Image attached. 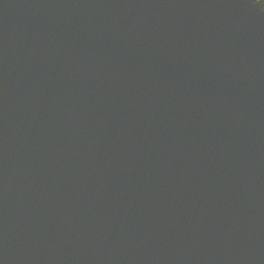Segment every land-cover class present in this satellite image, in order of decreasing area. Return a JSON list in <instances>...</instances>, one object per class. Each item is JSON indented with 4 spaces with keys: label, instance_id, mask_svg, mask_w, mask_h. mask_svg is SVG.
I'll use <instances>...</instances> for the list:
<instances>
[{
    "label": "water",
    "instance_id": "95a60500",
    "mask_svg": "<svg viewBox=\"0 0 264 264\" xmlns=\"http://www.w3.org/2000/svg\"><path fill=\"white\" fill-rule=\"evenodd\" d=\"M0 264H264V0H0Z\"/></svg>",
    "mask_w": 264,
    "mask_h": 264
},
{
    "label": "clouds",
    "instance_id": "9594fccd",
    "mask_svg": "<svg viewBox=\"0 0 264 264\" xmlns=\"http://www.w3.org/2000/svg\"><path fill=\"white\" fill-rule=\"evenodd\" d=\"M257 2H259V0H257Z\"/></svg>",
    "mask_w": 264,
    "mask_h": 264
}]
</instances>
